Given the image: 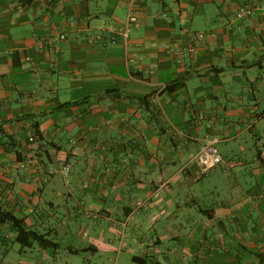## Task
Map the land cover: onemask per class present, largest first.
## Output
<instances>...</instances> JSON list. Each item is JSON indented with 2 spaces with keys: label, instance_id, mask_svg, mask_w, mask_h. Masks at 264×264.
<instances>
[{
  "label": "crops",
  "instance_id": "1",
  "mask_svg": "<svg viewBox=\"0 0 264 264\" xmlns=\"http://www.w3.org/2000/svg\"><path fill=\"white\" fill-rule=\"evenodd\" d=\"M0 204V264H264V0H0Z\"/></svg>",
  "mask_w": 264,
  "mask_h": 264
},
{
  "label": "built area",
  "instance_id": "2",
  "mask_svg": "<svg viewBox=\"0 0 264 264\" xmlns=\"http://www.w3.org/2000/svg\"><path fill=\"white\" fill-rule=\"evenodd\" d=\"M256 8L252 5H245L238 9L235 13V20H249L254 15ZM136 22V14L134 11H130L126 27L124 29H118L117 31L123 35V37L127 40L129 37V26ZM61 40H66L67 36L65 34L60 35ZM193 41L194 44L188 49L189 53L192 55V57L196 58L198 54V45L200 42H202L205 39L204 33H197L193 35ZM117 40L115 38L112 39V43H116ZM160 48H165V45L159 46ZM169 51H172V48L169 49ZM137 54H129L128 55V62L129 64H132L136 58ZM28 140L30 143L36 144L37 139L34 135H31ZM191 163H195L203 172V174H208L212 170L218 168L219 166H222L227 163L224 155L219 150V140L216 138H210L205 141V145L203 148L195 155L190 161ZM70 168L68 166L64 167L62 169V172L67 174L69 172ZM55 170H50L47 173V177L55 174Z\"/></svg>",
  "mask_w": 264,
  "mask_h": 264
},
{
  "label": "trees",
  "instance_id": "3",
  "mask_svg": "<svg viewBox=\"0 0 264 264\" xmlns=\"http://www.w3.org/2000/svg\"><path fill=\"white\" fill-rule=\"evenodd\" d=\"M0 223L10 226L11 230L16 233L15 240L20 243L23 248H30L36 244L41 248L46 249L52 245V241L49 240L46 235L28 228L25 220L18 218L12 212L5 210L1 204Z\"/></svg>",
  "mask_w": 264,
  "mask_h": 264
},
{
  "label": "rangeland",
  "instance_id": "4",
  "mask_svg": "<svg viewBox=\"0 0 264 264\" xmlns=\"http://www.w3.org/2000/svg\"><path fill=\"white\" fill-rule=\"evenodd\" d=\"M49 227V226H48Z\"/></svg>",
  "mask_w": 264,
  "mask_h": 264
}]
</instances>
